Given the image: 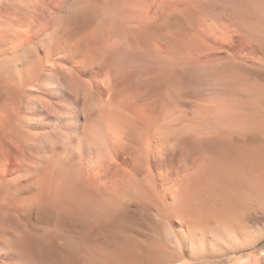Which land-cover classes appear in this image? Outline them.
Returning <instances> with one entry per match:
<instances>
[{
  "label": "bare ground",
  "instance_id": "obj_1",
  "mask_svg": "<svg viewBox=\"0 0 264 264\" xmlns=\"http://www.w3.org/2000/svg\"><path fill=\"white\" fill-rule=\"evenodd\" d=\"M5 1L0 264H192L172 241L225 264L227 181L258 184L264 0H36L48 24Z\"/></svg>",
  "mask_w": 264,
  "mask_h": 264
},
{
  "label": "rangeland",
  "instance_id": "obj_2",
  "mask_svg": "<svg viewBox=\"0 0 264 264\" xmlns=\"http://www.w3.org/2000/svg\"><path fill=\"white\" fill-rule=\"evenodd\" d=\"M2 4L9 5V3H7L5 0H0L1 7ZM45 5L46 4L36 2V0L23 1L21 5L22 8L20 7V11H22L21 15H23V17H26L29 16L30 14H33L41 21L48 24L51 21L50 17H52L51 15L52 10L48 5L46 6ZM0 11H1L0 17L2 18L4 23L6 22V24L4 25V30L6 29L5 33L8 35V36L6 35L7 38H9L11 36L10 35L11 32L8 31L9 28L7 21L8 18L11 16V7L0 8ZM263 43H264V39H263ZM55 58H59V57L57 56ZM244 111L246 110H243V112ZM238 114L239 111L234 112L235 116L236 115L238 116ZM257 115H258V120L262 121L263 130L257 132V135L254 134L252 130L243 131L244 136L240 135V137L245 138V139L242 138L241 139L242 141H248V142L257 141L259 142V144L261 143L260 145H262V152H261L262 155H260L259 157L260 159L258 158V163L255 171L256 175L258 176L257 178L258 184L253 187L254 189L250 188L251 189L250 190L249 188H246L245 190V188L240 186V184H238L237 181L234 182L231 180L232 181L231 183L230 180L227 179L229 180L227 181V204L232 210L239 213V217H237L236 220L234 219L235 221L232 224H230L231 227H227L228 232L227 235L224 236L227 242V256L223 258L225 264H237V263L248 264L250 262L252 263L253 259L254 261L257 260L258 264H264V102L261 103V107L259 108ZM227 116L229 115L227 114ZM234 136L235 135H233V137ZM234 138L236 140V137ZM237 229L239 231H236ZM244 242L245 244L252 243L251 245H253V247L250 248L249 246V248H245V247L242 248L241 246L242 243ZM215 243H213L210 246V249H213L212 250L213 252L221 251L220 241H216ZM245 244L243 246H245ZM185 245L186 244L180 245L182 247L184 246L183 248L178 245L174 246L172 241L170 247L173 249V251L181 250L180 252L183 253L186 260H190V261L192 260L191 261L192 264L193 263L198 264L199 261L197 260H202L200 259L202 255L201 252L199 250L192 251L190 250V248L187 247V245L186 247L188 250L187 249L185 250L186 248ZM215 254L218 255L220 254V252L219 253L215 252ZM250 259H252V261ZM255 264H257V262Z\"/></svg>",
  "mask_w": 264,
  "mask_h": 264
}]
</instances>
